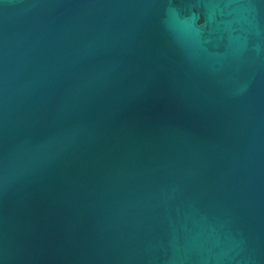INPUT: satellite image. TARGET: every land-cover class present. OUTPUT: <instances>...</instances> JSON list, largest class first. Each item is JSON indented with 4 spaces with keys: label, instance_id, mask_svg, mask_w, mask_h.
Segmentation results:
<instances>
[{
    "label": "water",
    "instance_id": "95a60500",
    "mask_svg": "<svg viewBox=\"0 0 264 264\" xmlns=\"http://www.w3.org/2000/svg\"><path fill=\"white\" fill-rule=\"evenodd\" d=\"M0 264H264V0H0Z\"/></svg>",
    "mask_w": 264,
    "mask_h": 264
}]
</instances>
